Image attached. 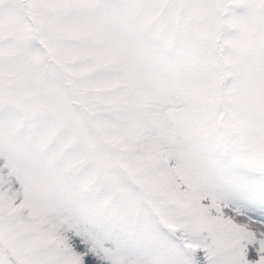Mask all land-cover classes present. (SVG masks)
<instances>
[{
	"label": "snow or ice",
	"instance_id": "1",
	"mask_svg": "<svg viewBox=\"0 0 264 264\" xmlns=\"http://www.w3.org/2000/svg\"><path fill=\"white\" fill-rule=\"evenodd\" d=\"M0 264H264V0H0Z\"/></svg>",
	"mask_w": 264,
	"mask_h": 264
}]
</instances>
